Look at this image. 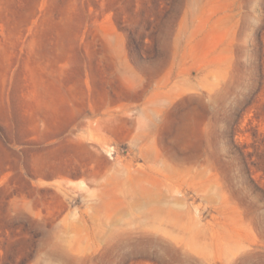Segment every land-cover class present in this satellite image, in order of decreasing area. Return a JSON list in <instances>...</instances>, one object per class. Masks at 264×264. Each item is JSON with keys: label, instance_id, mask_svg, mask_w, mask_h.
<instances>
[{"label": "rangeland", "instance_id": "1", "mask_svg": "<svg viewBox=\"0 0 264 264\" xmlns=\"http://www.w3.org/2000/svg\"><path fill=\"white\" fill-rule=\"evenodd\" d=\"M0 264H264V0H0Z\"/></svg>", "mask_w": 264, "mask_h": 264}, {"label": "crops", "instance_id": "2", "mask_svg": "<svg viewBox=\"0 0 264 264\" xmlns=\"http://www.w3.org/2000/svg\"><path fill=\"white\" fill-rule=\"evenodd\" d=\"M46 103V106H45ZM30 116L36 119V135H30L29 139H36L38 146L55 145L60 140L59 113L55 108V95L44 96L42 105L31 111ZM108 139V135L106 136Z\"/></svg>", "mask_w": 264, "mask_h": 264}]
</instances>
